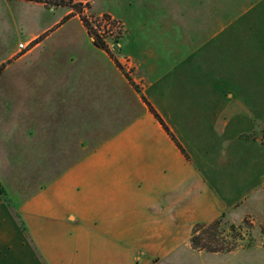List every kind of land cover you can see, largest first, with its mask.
Listing matches in <instances>:
<instances>
[{"label":"rangeland","instance_id":"obj_1","mask_svg":"<svg viewBox=\"0 0 264 264\" xmlns=\"http://www.w3.org/2000/svg\"><path fill=\"white\" fill-rule=\"evenodd\" d=\"M85 4L83 18L104 51L93 45L78 16L64 18L69 7L0 0L3 202L18 217V210L37 212L26 215L29 228L45 230L41 238L57 245L65 242L60 259L67 264H88L86 253L99 245L102 258L90 264H129L131 251L139 264H264V0ZM19 44L27 48L18 52ZM147 104L186 159L192 149L208 160L210 150L229 157L218 161L228 174L223 180L234 182L227 209L186 234L180 215L172 213L169 228L154 235L146 217L153 206V175L163 164L162 155L153 153L152 168L147 151L133 148L145 145V139L132 138L149 129L145 115L161 127ZM136 120L142 123L133 135H121ZM213 129L227 131L231 146L221 145L224 136H211ZM71 168L98 188L87 210L100 233L83 222L79 228L91 233L87 238H64L54 223L66 209L55 184ZM43 194L48 208L33 211ZM61 195L69 207L75 194L65 185ZM73 205L82 208L80 199ZM176 210L182 213L185 204ZM217 221L210 230L214 241L202 234V244L228 250L192 249L195 228Z\"/></svg>","mask_w":264,"mask_h":264},{"label":"crops","instance_id":"obj_2","mask_svg":"<svg viewBox=\"0 0 264 264\" xmlns=\"http://www.w3.org/2000/svg\"><path fill=\"white\" fill-rule=\"evenodd\" d=\"M75 1L85 4L90 0ZM34 4L41 6L36 3ZM67 14L68 13H65L64 16ZM152 119L151 116H144L142 121L148 124L149 129L146 128L144 130L142 128L141 131L136 132V136L132 135L134 129L142 123V121H140L141 119L127 126L126 130L121 135L128 136L127 133H130V136L135 140L145 139L144 146H138V148L133 146V148L137 153L141 152L143 154V152H145L144 150L147 151L149 158L147 164L152 168L156 162H149L152 154L160 153L162 155L161 162H163V164L160 166L159 171L153 175L154 181L152 183L154 184V190L149 194L150 199H153L150 200L153 203V206H150L151 213L146 211V217L152 218L150 221L152 235L158 234L156 231L163 232L165 229L169 228L167 220L173 219L171 217L172 213H174L172 216H182L183 218L181 220L185 218L182 227L185 228L184 234H186L191 226L195 224H208L215 220L223 210L227 209L230 203L228 200L229 193L232 187H234V182L232 183V179L230 181L223 180V177L228 174H224L226 170L219 167L218 161L223 160L227 162L229 157L227 154L215 155L214 150H210L209 153L205 154L210 156V160H208L205 156H202L192 149V156L190 153L188 154L189 159H186L183 154V147L179 146L175 140V142H173L171 140V133L169 132V134H167L163 128H161L162 126L160 127L157 125ZM215 130L213 129V131H211V136L214 135L216 137V134L220 137L224 136L225 139L221 142V145H225L226 147L231 146L232 142H234V138L228 135L227 131H223V129L221 134ZM153 145H156L158 148L155 150V147H152ZM159 148L160 150L157 152ZM79 175L80 173L77 169L71 168L61 177V180H59L61 182L59 183V181H57L55 184V196L56 198L58 196V199L62 201V205L63 207L65 206L66 209L65 211L63 210L62 216L54 223L59 228L62 227L64 238H76L79 236L78 233H81L84 238L90 237L91 233H89V231L80 230L85 227L83 222L86 221L91 222L94 233H96V229L97 232L100 233L98 223L89 215L87 210L90 194L97 191L98 188L94 189L92 187L94 183L91 180H87ZM134 175H137V173L135 172ZM232 178L235 177L233 176ZM147 182H149V178H147ZM65 185L69 188L71 193L75 194L72 195L71 205L69 207L64 204L65 198L61 195L62 187L64 188ZM183 188L185 189L181 196V189L183 190ZM45 199L44 194L37 196V200L33 204V211L37 210V207L40 206L48 208V203ZM79 199L82 208H80V211H75V205L73 204H77ZM197 202L202 203L203 209H201L199 205L197 207L195 204ZM182 203L185 204L186 210L180 213V211L176 209H178ZM73 208L75 210H73ZM18 211L19 220L15 218V215L0 197V264H67V262H63L60 259V255L64 254L63 251H67L68 249L66 243L63 242L65 244L63 246L62 241H59L57 245L53 240L49 241L50 238L48 237L41 238V233H45V230H35L36 227L34 226L29 228V217L26 216L28 214L36 215L37 212L31 211V213H22L21 210ZM97 218H99V216H97ZM154 219L160 220V223L159 221H153ZM19 221L23 222V224L19 223ZM80 226L81 228H79ZM69 232L72 234L68 235L67 233ZM60 238H63V236L59 235L58 240ZM92 243L94 242L92 241ZM52 246L54 248H51ZM110 249L114 251L117 250L114 246H110ZM151 250L160 251L158 248H152ZM101 251L100 245L99 247L89 248L86 253L87 263L90 264L95 260L101 259ZM126 256L129 260V264H139L137 261L140 262V260H137L136 251H131Z\"/></svg>","mask_w":264,"mask_h":264},{"label":"trees","instance_id":"obj_3","mask_svg":"<svg viewBox=\"0 0 264 264\" xmlns=\"http://www.w3.org/2000/svg\"><path fill=\"white\" fill-rule=\"evenodd\" d=\"M28 2H33V3H37L40 5H43V7L45 8H57V7H69L70 8V13L68 15H66L64 18L66 20L74 17V16H78L80 18L81 23L83 24L84 29L86 30L87 34L90 37H93V45L96 48H99L101 50H105L103 47V44H101L98 40L97 37L95 35H93L91 33V31L89 30L88 25L86 24L84 18H83V9L85 8V6L87 4H82V3H78L75 0H26ZM147 107L150 111V113L153 115V117L159 122V124L162 126L163 130L169 134L168 129L163 125V123L161 122V120L158 118V116L156 115V113L154 112V110L147 104ZM171 136V135H170ZM171 140L173 142L174 138L171 136ZM15 218L17 220H19V217L15 215ZM215 224H211L210 226H208L207 228H204L205 226H198L197 228H195V230L193 231V234L190 238V246L192 249L194 250H198V251H205L208 253H221L223 250H225L224 248H213L211 246H209V244H202L205 240H202V238L200 237V235H204L207 236V240L210 239L211 241H214V237H215V233L211 232V229H215L217 227L218 221L214 222ZM206 229V230H205ZM208 229V231H207ZM207 234V235H205ZM228 250V249H226ZM225 250V251H226Z\"/></svg>","mask_w":264,"mask_h":264},{"label":"built area","instance_id":"obj_4","mask_svg":"<svg viewBox=\"0 0 264 264\" xmlns=\"http://www.w3.org/2000/svg\"><path fill=\"white\" fill-rule=\"evenodd\" d=\"M27 48V44H19L18 45V52L24 51Z\"/></svg>","mask_w":264,"mask_h":264}]
</instances>
